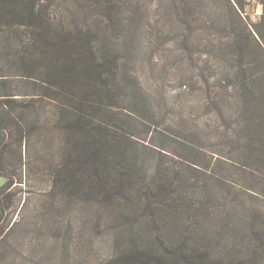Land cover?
I'll return each mask as SVG.
<instances>
[{
    "label": "trees",
    "instance_id": "trees-1",
    "mask_svg": "<svg viewBox=\"0 0 264 264\" xmlns=\"http://www.w3.org/2000/svg\"><path fill=\"white\" fill-rule=\"evenodd\" d=\"M142 1L94 3L104 10L100 21L82 19L81 8L69 11L70 18L54 0H0V176L6 179L0 222L12 203L13 195L5 194L18 183L17 167L26 177L44 166L54 198L113 203L120 217L139 223L138 231L135 225L116 231L121 264H264V0H257V24L246 15L247 0H217L214 29L201 30L194 28L198 0H154L176 14L184 39L205 51L216 70L218 112L230 120V146L212 158L214 183L200 185L209 205L194 199V189H182L183 180H170L162 165L147 182L132 140L114 121L130 101L133 68L150 41L143 35L151 23ZM211 30L214 40L204 43ZM43 132L55 143L47 158L31 146ZM8 133L19 141V165L6 158ZM162 221L171 225L166 235L172 238L155 229Z\"/></svg>",
    "mask_w": 264,
    "mask_h": 264
},
{
    "label": "rangeland",
    "instance_id": "rangeland-1",
    "mask_svg": "<svg viewBox=\"0 0 264 264\" xmlns=\"http://www.w3.org/2000/svg\"><path fill=\"white\" fill-rule=\"evenodd\" d=\"M105 1L99 0L97 4L104 7ZM94 3L91 0H54L56 9L60 11L63 7L65 15L70 18L74 14L69 11L76 12L81 8L84 11L82 19L102 21L105 19L104 10L96 11ZM152 3L154 0L142 1L143 12L151 23L146 30L148 35L149 29L152 30V34L148 36L143 30L144 37L150 41L147 40L148 49L144 48V52L138 55L137 65L133 68L137 80H134L130 101L134 103L121 104L114 121L119 131L132 140L133 152L144 164L143 174L147 182L156 178L158 166L162 165L170 180H183L182 189L188 192L194 189L199 193L194 198L199 203L203 200L200 185L214 183L211 175L218 163L214 165L213 156L216 152L225 153L226 146H230L231 124L218 112L212 94L216 70L211 62L205 61V51L201 55V48L184 39L182 24L173 11L170 12L160 1ZM213 8L221 9L217 0L197 1L195 29H214ZM245 11L252 24L259 22L262 6L257 0H247ZM214 32L207 31L204 43L214 40L211 35ZM207 52L213 58L216 56L215 59L223 58ZM8 134L6 144L11 147L6 158L19 165V141ZM53 140L46 132L36 135L31 143L34 154L40 158L53 156ZM194 162L195 165L188 164ZM219 169L227 170L225 166H219ZM16 170L18 183L5 194L13 195L12 203L6 207L0 222V231L5 230L3 234L0 232V264H121L116 260V231L121 226L132 225L138 231L139 223H135L134 218L120 217L118 211L114 212L117 206L113 203L98 207L99 201H89L81 195L65 203L54 198L44 166L26 177L24 169L17 167ZM202 202L210 204L208 200ZM187 224L184 222L181 226ZM156 226L155 229L162 231L166 239L172 238L173 234L166 235V231L172 228L170 224L162 221ZM123 241L127 246L131 242Z\"/></svg>",
    "mask_w": 264,
    "mask_h": 264
},
{
    "label": "crops",
    "instance_id": "crops-1",
    "mask_svg": "<svg viewBox=\"0 0 264 264\" xmlns=\"http://www.w3.org/2000/svg\"><path fill=\"white\" fill-rule=\"evenodd\" d=\"M4 178L0 177V187L4 184Z\"/></svg>",
    "mask_w": 264,
    "mask_h": 264
}]
</instances>
